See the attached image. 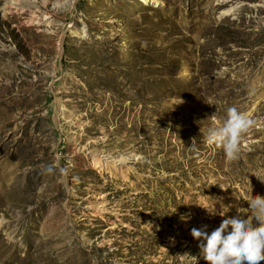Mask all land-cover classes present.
Wrapping results in <instances>:
<instances>
[{
  "label": "rangeland",
  "instance_id": "rangeland-1",
  "mask_svg": "<svg viewBox=\"0 0 264 264\" xmlns=\"http://www.w3.org/2000/svg\"><path fill=\"white\" fill-rule=\"evenodd\" d=\"M156 1L0 0V264H207L191 229L252 219L264 0Z\"/></svg>",
  "mask_w": 264,
  "mask_h": 264
},
{
  "label": "clouds",
  "instance_id": "clouds-1",
  "mask_svg": "<svg viewBox=\"0 0 264 264\" xmlns=\"http://www.w3.org/2000/svg\"><path fill=\"white\" fill-rule=\"evenodd\" d=\"M253 123L248 115L235 107L229 108L223 123L210 131L207 143L222 148L228 161H236L241 153V137ZM253 174L264 183L261 178L264 172ZM247 203L252 219L240 214L225 218L210 234L205 230L207 225L191 229L193 239L200 241L198 247L207 264H261L264 261V196H252Z\"/></svg>",
  "mask_w": 264,
  "mask_h": 264
},
{
  "label": "bare ground",
  "instance_id": "bare-ground-1",
  "mask_svg": "<svg viewBox=\"0 0 264 264\" xmlns=\"http://www.w3.org/2000/svg\"><path fill=\"white\" fill-rule=\"evenodd\" d=\"M145 2L147 3H152V4H157L156 0H145ZM159 4V3H158Z\"/></svg>",
  "mask_w": 264,
  "mask_h": 264
}]
</instances>
